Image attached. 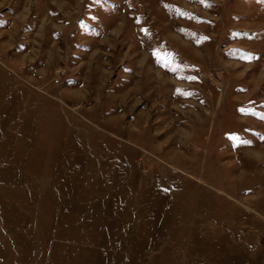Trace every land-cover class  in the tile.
<instances>
[{"label":"rangeland","instance_id":"374dc122","mask_svg":"<svg viewBox=\"0 0 264 264\" xmlns=\"http://www.w3.org/2000/svg\"><path fill=\"white\" fill-rule=\"evenodd\" d=\"M0 264H264V0H0Z\"/></svg>","mask_w":264,"mask_h":264},{"label":"snow or ice","instance_id":"6c2138e0","mask_svg":"<svg viewBox=\"0 0 264 264\" xmlns=\"http://www.w3.org/2000/svg\"><path fill=\"white\" fill-rule=\"evenodd\" d=\"M232 139L234 141V144H239V143L247 144V143H249V141L242 140L239 137H233Z\"/></svg>","mask_w":264,"mask_h":264}]
</instances>
